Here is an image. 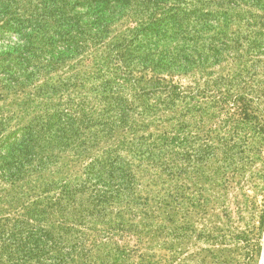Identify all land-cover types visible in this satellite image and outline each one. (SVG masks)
<instances>
[{"label":"trees","instance_id":"obj_1","mask_svg":"<svg viewBox=\"0 0 264 264\" xmlns=\"http://www.w3.org/2000/svg\"><path fill=\"white\" fill-rule=\"evenodd\" d=\"M247 138L264 0H0V264H253L187 220Z\"/></svg>","mask_w":264,"mask_h":264},{"label":"rangeland","instance_id":"obj_2","mask_svg":"<svg viewBox=\"0 0 264 264\" xmlns=\"http://www.w3.org/2000/svg\"><path fill=\"white\" fill-rule=\"evenodd\" d=\"M247 142V148L238 154L230 169L224 175H217L216 183L202 185L204 206L189 208L187 220L194 224L197 233L225 234L232 237L247 234L259 251L253 264H264V224L261 222L264 215V144H258L251 138H247ZM185 182L190 188L189 192L195 196V205L201 203V196L197 192L198 185ZM179 215L183 214H178L176 218ZM235 243L234 240L223 244L215 240L190 237L181 243V257L199 251L205 261L210 263L208 249L216 253L218 248H227L228 251L224 253L227 259L246 262L243 250ZM153 251L164 255L170 253L168 249L161 248Z\"/></svg>","mask_w":264,"mask_h":264}]
</instances>
